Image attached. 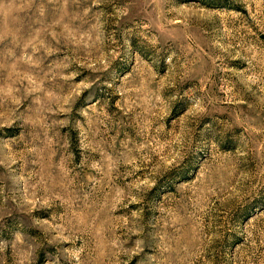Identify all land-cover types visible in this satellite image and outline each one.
<instances>
[{
  "label": "rangeland",
  "instance_id": "374dc122",
  "mask_svg": "<svg viewBox=\"0 0 264 264\" xmlns=\"http://www.w3.org/2000/svg\"><path fill=\"white\" fill-rule=\"evenodd\" d=\"M0 264H264V0H0Z\"/></svg>",
  "mask_w": 264,
  "mask_h": 264
}]
</instances>
